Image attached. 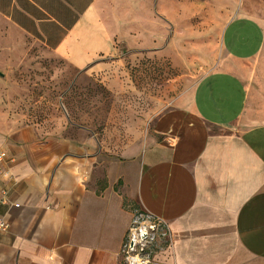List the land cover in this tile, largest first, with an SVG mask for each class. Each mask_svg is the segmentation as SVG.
Returning <instances> with one entry per match:
<instances>
[{
	"label": "crops",
	"instance_id": "obj_1",
	"mask_svg": "<svg viewBox=\"0 0 264 264\" xmlns=\"http://www.w3.org/2000/svg\"><path fill=\"white\" fill-rule=\"evenodd\" d=\"M212 1L195 0V14ZM184 7L0 0V58L30 40L79 74L110 78L121 63L116 44L159 55L163 47L146 41L157 36L153 19L166 28ZM206 23L202 60L215 61L220 44L221 57L157 116L138 151L120 155L93 134L81 141L35 125L0 134V215L9 225L0 264H120L136 208L168 224L169 264H264V37L220 43Z\"/></svg>",
	"mask_w": 264,
	"mask_h": 264
},
{
	"label": "rangeland",
	"instance_id": "obj_2",
	"mask_svg": "<svg viewBox=\"0 0 264 264\" xmlns=\"http://www.w3.org/2000/svg\"><path fill=\"white\" fill-rule=\"evenodd\" d=\"M184 1L172 23L156 30L153 19L151 33L157 36L146 35L147 45L163 47L162 52L138 55L116 44L121 63L110 78L79 74L30 40L12 59L1 57L0 134L35 125L81 141L93 134L100 148L120 155L138 151L157 116L221 57L220 44L215 61L202 60L210 57L200 45L206 22H212L220 43L223 38L257 42L264 37V0H213L208 12L196 14L195 0ZM111 82L120 89L110 88ZM140 212L136 208L134 214ZM164 251L154 248L149 264H169L161 258Z\"/></svg>",
	"mask_w": 264,
	"mask_h": 264
},
{
	"label": "built area",
	"instance_id": "obj_3",
	"mask_svg": "<svg viewBox=\"0 0 264 264\" xmlns=\"http://www.w3.org/2000/svg\"><path fill=\"white\" fill-rule=\"evenodd\" d=\"M6 154L0 151V163L6 162ZM6 173L0 169V180ZM9 225L0 215V233ZM172 244V235L163 219L145 211L133 215L120 250V264H149L150 252L156 247L167 250Z\"/></svg>",
	"mask_w": 264,
	"mask_h": 264
}]
</instances>
